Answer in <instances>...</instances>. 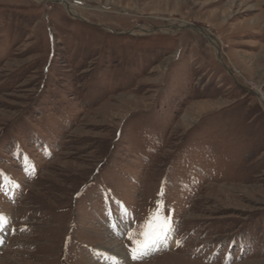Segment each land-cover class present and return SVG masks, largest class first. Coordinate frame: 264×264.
I'll return each mask as SVG.
<instances>
[{"label": "rangeland", "instance_id": "1", "mask_svg": "<svg viewBox=\"0 0 264 264\" xmlns=\"http://www.w3.org/2000/svg\"><path fill=\"white\" fill-rule=\"evenodd\" d=\"M66 2L0 0V264H264V0Z\"/></svg>", "mask_w": 264, "mask_h": 264}, {"label": "snow or ice", "instance_id": "2", "mask_svg": "<svg viewBox=\"0 0 264 264\" xmlns=\"http://www.w3.org/2000/svg\"><path fill=\"white\" fill-rule=\"evenodd\" d=\"M170 230L167 220L165 219L162 224L158 225L155 230L150 233L142 234L143 240L136 241L135 247L131 249V259L133 261H140L147 257L157 244L161 243Z\"/></svg>", "mask_w": 264, "mask_h": 264}, {"label": "bare ground", "instance_id": "3", "mask_svg": "<svg viewBox=\"0 0 264 264\" xmlns=\"http://www.w3.org/2000/svg\"><path fill=\"white\" fill-rule=\"evenodd\" d=\"M59 3V2H58ZM60 3H63L66 5L68 10L72 13L73 16L77 17L78 13L73 9V7L66 2V0H60ZM74 6V5H73ZM4 220L8 221V218L3 217ZM1 222V221H0ZM2 223V222H1ZM5 223V222H4ZM4 232V231H3ZM167 244L165 247H172L175 244V238L172 232H167L166 238L159 244L155 246V249L157 248L158 250H162V245ZM115 247V246H114ZM104 249H102L103 252ZM108 250V249H106ZM107 252V251H106ZM119 251L116 249H110L109 254L110 255H116L114 259H110L108 263L106 264H128L129 258L127 260L126 254L125 253H118ZM104 253V252H103ZM105 254V253H104ZM106 255V254H105ZM129 257V256H128Z\"/></svg>", "mask_w": 264, "mask_h": 264}]
</instances>
